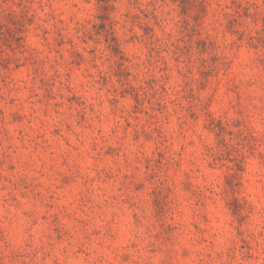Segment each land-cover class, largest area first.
Instances as JSON below:
<instances>
[{
  "label": "rangeland",
  "instance_id": "rangeland-1",
  "mask_svg": "<svg viewBox=\"0 0 264 264\" xmlns=\"http://www.w3.org/2000/svg\"><path fill=\"white\" fill-rule=\"evenodd\" d=\"M138 2L127 0L128 7L136 11H125L121 15L120 0H114L115 8L107 16L100 2L95 0L94 6L99 9L95 23L87 21L79 35L56 31L50 36L51 30L46 28L39 41L29 32L35 17L20 8L19 0H5L8 7L0 5V146H7L6 129L7 134L16 138L17 146L28 153L30 149L19 145V139L24 135L25 126L33 127L36 133L39 146L33 151L35 170L16 182L13 199L31 205L24 215L36 217L32 219L34 228L41 222L47 226L59 249L55 264H62L65 239L71 238L73 228H84L89 239L101 234L99 224L93 226V214L105 208L106 198L111 202L116 193L122 197L119 202L125 207H130L126 204L128 197H139L157 226L152 242L160 249L157 255L161 259L152 264H176L168 258L169 248L175 250L181 264H191L194 257L189 232L206 242L208 233L200 237V230L208 226L215 228L221 219L206 198L209 193L201 184L200 172L206 177H214L223 170L222 185L231 195L224 204L226 228H232L234 224L244 228L254 223L250 211L242 214V209L247 207V202L241 203L242 170L246 169L243 163L236 161L235 149L229 146L238 127L235 121L230 124V104L236 100V90L241 89L239 65L247 59L249 52L258 67L264 69V29L256 34L244 31L250 17L242 13L237 18L226 11L233 7L235 0H169L175 6L179 26L172 39L162 45L158 39L159 26L155 22L140 23L139 17L148 21L149 14L137 7ZM221 5V11H225L221 17L223 31L227 37H234L239 47L227 58L216 52L214 66L201 64L198 57L207 60L213 46L218 44L209 25ZM29 43L34 46L33 51L16 62L12 56L14 48ZM67 75L84 80L95 76L96 86L101 91L107 90L103 113L108 115L109 123L96 119L94 107L89 108L93 114L91 118L87 113L79 115L75 112L73 105L79 107L76 102L82 97L80 92L68 95L66 99L60 93L57 99L58 85L62 82L60 77ZM13 81L20 82L19 91L8 98L9 86H16ZM25 82L33 89L31 94L24 87ZM60 100L64 101V106H60ZM113 101H116L117 109L123 107L128 112L127 119L117 122L119 128L114 133L110 127V122L115 119ZM240 103H244L243 96ZM204 105H207L206 113L201 110ZM174 109H185L180 115L189 123L199 122L196 131L207 134L215 144L218 154L205 161L200 169L189 168L181 160L177 162V170L173 171L168 162V144L164 137L175 124ZM61 111L79 115L75 127L82 140L66 138L72 125L56 120ZM167 120L172 123L167 124ZM117 136L123 140L122 144ZM192 143H195V137L184 147L185 152L191 151ZM74 145L86 147L88 153L87 159L80 161L79 172L69 169L63 159V150L71 147L73 152L77 151ZM141 160L144 162L140 163ZM14 170V164L0 167V188L7 184L5 173ZM61 212L65 215L61 216ZM68 216L72 221L65 223ZM116 219V216L108 219L106 239L97 241L96 247L111 241L121 250L117 255H110L109 247H103L106 255L97 259L103 264H136L131 250L124 251L126 246L120 244ZM139 219L137 213H130L132 224ZM161 219L166 221L165 224L160 223ZM244 246L242 241L241 247ZM247 247L251 249L250 244ZM76 254L84 258L82 250L77 249ZM251 255L249 252V258ZM224 264H228L226 256ZM255 264H264V261L257 257Z\"/></svg>",
  "mask_w": 264,
  "mask_h": 264
},
{
  "label": "clouds",
  "instance_id": "clouds-1",
  "mask_svg": "<svg viewBox=\"0 0 264 264\" xmlns=\"http://www.w3.org/2000/svg\"><path fill=\"white\" fill-rule=\"evenodd\" d=\"M19 2L20 8L28 15L35 17V23L31 24L29 32L37 37L38 41L46 28L51 30L50 36L56 31H62L65 35H79L87 21L95 23L94 17L99 10L94 6L95 0H89L87 4L85 0H19ZM0 5L9 6L5 0H0ZM137 7L149 14L148 21H144L142 16L139 17L140 23L155 22L159 26L158 39L162 45L172 39L179 24L175 6L169 0H139ZM222 8V5L217 8L209 25L218 44L213 46L207 60L198 57L201 64L214 66L216 52L227 58L239 47L235 38L227 37L223 31L221 17L225 15V11H221ZM119 11L122 15L125 11L134 12L136 9H130L127 0H120ZM226 11L237 18H240L242 13L247 14L250 19L245 22L244 31L249 34H256L259 30L264 29V0H235L233 7ZM33 47L29 43L14 48L12 52L14 60L16 62L23 60L33 51ZM25 48L28 50L25 51ZM239 68L238 80L242 91L241 89L236 90V100L230 104L232 113L230 124L235 121L238 127L230 138L229 146L235 149L236 161L243 163L244 169H246L242 170L244 189L241 203L247 202V207L242 209V214L250 211L254 223L246 225L244 228L235 224L232 228H226L224 204L231 198V195L225 191L222 185L223 170L216 173L214 177H206L203 172H200L201 184L206 187L209 193L206 198L213 204L221 219L215 228L208 226L200 230V237H203L205 232L208 233L206 242L202 238H197L195 233L189 232V244L194 257L191 264H224L225 256L228 264H255L257 257L264 261V69L258 67L255 57L250 52ZM97 71L100 69L98 68ZM60 80L62 82L58 85L57 99L60 98V93H63L66 99L68 95L80 92L82 97L76 102L79 107L73 105L75 112L79 115L87 113L91 118L93 114L89 112V108L94 107L96 119L109 123L108 115L103 113L104 97L107 95V90L101 91L96 86L95 76L84 80L67 75L61 76ZM19 83L13 81V85L16 86H9L8 98L19 91ZM24 87L29 90L30 94L32 93L33 89L29 88L26 82ZM241 96L244 98L243 104L240 103ZM112 103L114 105L112 115L115 119L110 122V127L114 133L119 128L117 122L127 119L128 112L123 107L117 109L116 101ZM201 103L203 102L201 101ZM60 106H64L63 100H60ZM201 110L206 113L207 105H204ZM182 111L185 109H174L172 115L177 117L175 124L166 131L164 137L168 144V162L172 165L173 171L177 170V162L181 160L185 161L189 168L200 169L205 161L218 154L217 149L207 134L196 131L199 122L189 123L186 117L180 115ZM225 112L226 119H228L227 110ZM79 115L72 116L66 111H61L56 115V120L72 125L66 133V138L71 136L77 140L83 139L78 135L75 127V122L79 121ZM166 123L171 124L172 121L167 120ZM25 124L27 125V119ZM53 126H56L55 121H53ZM81 126H83V122H81ZM35 127L39 128V125H35ZM97 128H99V123ZM4 131L7 146H0V167L14 164L15 170L5 173L7 184L0 188V264H55L59 249L47 226L41 222L39 227L34 228L32 219L36 217L24 215L25 210L30 209L31 205L13 199L16 195V182L35 170L33 151L34 147L39 146L36 133L33 131V127H24V135L20 137L18 143L30 149L28 153H25L15 143L16 138L7 134L6 129ZM120 131L124 132V129L121 128ZM105 134L111 135L112 133ZM126 135L127 133H125ZM193 137H195V143L191 144V151L185 152L184 147L192 141ZM116 138L120 140L121 144L123 143L119 136ZM74 147H77L76 152H73L71 147L63 150V159L69 169L79 172L80 161L86 160L88 153L86 147L81 148L78 145H74ZM143 162V160L140 161V163ZM225 166L228 167L227 162H225ZM121 199L120 194H113L111 202H107L106 198V207L93 214L95 218L93 226L99 224L102 228L99 236L89 239V233L84 228L79 230L73 228L71 238L65 239L62 264H70L71 261H75L76 264H93V261L96 264H103L102 260L97 259V257L106 255L102 250L103 247H109L110 255H117L121 248L118 245H113L111 241L102 247H96L97 241L106 239L104 233L109 226L108 219L112 216L117 217L115 226L120 231V244L126 246L123 248L124 251L131 250L136 264H152L154 260L161 259L157 255L160 249L152 242V235L157 226L146 213L143 201L139 197L131 196L126 201L130 207H125L124 203L119 202ZM133 212L137 213L140 218L136 224H132L130 220V213ZM60 215L64 216L65 213L61 212ZM69 221H72L71 216H68L64 222L68 223ZM165 222L164 219L160 221L161 224H165ZM213 232L216 235H212ZM237 232H240L241 235L237 236ZM242 241L245 242L244 247H241ZM249 244L251 249L247 247ZM77 249L83 251L84 258L76 254ZM249 252L252 254L251 258L248 256ZM89 253L92 255H88ZM167 255L169 259L175 260L176 264H181L176 259L174 249H167Z\"/></svg>",
  "mask_w": 264,
  "mask_h": 264
},
{
  "label": "trees",
  "instance_id": "trees-1",
  "mask_svg": "<svg viewBox=\"0 0 264 264\" xmlns=\"http://www.w3.org/2000/svg\"><path fill=\"white\" fill-rule=\"evenodd\" d=\"M100 4L102 5V9L105 15L108 16V12L115 8V5L113 4L114 0H98Z\"/></svg>",
  "mask_w": 264,
  "mask_h": 264
}]
</instances>
